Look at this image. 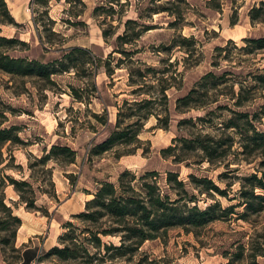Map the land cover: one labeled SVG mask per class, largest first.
Instances as JSON below:
<instances>
[{"label": "rangeland", "instance_id": "1", "mask_svg": "<svg viewBox=\"0 0 264 264\" xmlns=\"http://www.w3.org/2000/svg\"><path fill=\"white\" fill-rule=\"evenodd\" d=\"M7 1L20 25H3L1 35L26 42L7 49L9 53L44 61L62 57L63 47L80 46L88 53L78 54L79 67L54 76L53 83L0 71V127L18 128L13 133L15 139L0 148V198L5 195L13 216L22 219L18 228L10 211L0 204V264H90L83 258L61 260L49 251L63 247L61 236L69 230V221L80 238L90 235L83 232L89 223L76 214L86 211L101 183H117L126 170L138 176L158 171L162 186L173 197L165 180L169 171L179 172L202 208L216 199L224 206L238 203L239 178L262 175L263 140L258 149L245 148L238 134L229 151L230 159H235L231 166L237 169L233 172H227L220 161L204 160L201 149L183 148L181 141L200 132L227 139L234 131L225 130V124L236 112L253 113L258 130L264 131V88L255 87L253 78L258 68L264 67V52L240 49L247 44L244 38L264 35V23H254L250 16L251 8L261 0H121L113 9L104 0H84L86 5L51 0L49 15L43 16L32 0ZM105 5V9H97ZM160 6L170 10L161 11ZM46 25L59 33L51 35L56 41L53 47L43 44L40 37L41 32L51 34L45 31ZM119 35L125 38L118 39ZM97 59L103 63L98 65ZM211 71L225 75L219 89L210 92L218 100L200 105L203 99L197 94L198 107L178 109V99ZM141 73L147 76L143 79ZM242 82L249 99L238 103L233 92L240 91ZM72 88L80 91L82 100ZM163 88H167L165 92ZM144 98L154 101L142 107L125 104L126 100ZM120 108L124 125L135 122L137 116L130 114L140 109L151 116L130 130V136L139 130V139L95 153V146L117 129ZM238 121L244 128V121ZM54 145L69 147L76 155L57 149L54 156L59 157L48 166L37 163L36 158L49 153ZM171 146L176 147L167 152ZM222 150L215 156H222ZM67 156H76L75 162L69 163ZM177 156L187 159L177 163ZM49 168L52 180L45 170ZM206 177L227 195L200 193L204 183L195 178ZM11 178L33 184L37 208L27 207ZM245 210L240 206L236 212ZM104 222L110 224L107 218ZM197 231L171 229L167 236L145 242L131 259L116 263L228 264L235 258L233 264H264L260 254L264 253V211L252 213L248 219L238 218L236 213ZM103 240L120 244V237L103 236ZM102 263L94 260L93 264Z\"/></svg>", "mask_w": 264, "mask_h": 264}, {"label": "trees", "instance_id": "2", "mask_svg": "<svg viewBox=\"0 0 264 264\" xmlns=\"http://www.w3.org/2000/svg\"><path fill=\"white\" fill-rule=\"evenodd\" d=\"M34 5L40 6L38 8L41 16L49 15L51 0H32ZM66 2L76 5H86L84 0H66ZM106 5L114 8L115 4H122L121 0H104ZM105 6H100L97 9H105ZM161 11L170 10L165 6H160ZM250 16L254 23H264V0H261L258 5H254L250 10ZM53 23L54 20L49 18ZM235 21V20H234ZM35 23L39 25L38 19L35 18ZM3 25H16L20 24L16 21L15 16L7 0H0V71L11 74L13 76H31L39 77L42 80L53 83V77L67 72H71L73 68H78L80 64L77 62L78 54L88 53V49L80 46L63 47L64 53L62 57L53 61H44L41 58H29L17 56L9 53L7 49L15 47L17 44H26L19 37L2 36ZM40 30V28L38 27ZM45 31L51 34L44 36L41 32L40 37L43 44L53 47L56 41L52 38L53 35L59 34L52 26H45ZM105 32L104 36H107ZM125 36L119 35L118 39H123ZM135 38V37H134ZM133 41V37L127 42ZM247 42L245 46L240 49L247 50L251 53L264 52V35L260 37L244 38ZM233 42V40H231ZM65 44V43H63ZM222 49V47H220ZM98 65L103 63V60H98ZM258 72L253 75L259 87L264 88V67L258 68ZM110 74H113L108 69ZM144 79L147 74H140ZM225 75H219L215 72L205 74L201 81L198 82L196 87L192 88L188 94L178 99V109L182 107H194L198 104L195 103L197 94L202 97V103L205 105L209 101L215 100L214 94L210 92L214 89L218 90ZM134 84V83H133ZM140 85L142 83H139ZM74 95L78 100H82L83 96L76 88H72ZM163 88V91L165 92ZM252 90V88H251ZM247 86L242 82L240 84V91L237 93L234 90V98L238 99V103H243L244 92H247ZM217 92L215 95H218ZM249 99V98H247ZM153 99L144 98L136 101L126 100V105L133 107L134 105L142 107L146 104H151ZM195 106V107H196ZM124 108V107H123ZM123 108H120L119 118L117 121L116 130L109 138L97 144L94 152L101 154L110 149H113L118 143H130L133 139H139V130H135L134 134L130 136V130L142 120L151 116L150 112L142 113L140 108L139 112H132L130 116H137V120L133 123L124 125L122 120ZM235 117H231L225 124V130H232L234 133H229L227 139L218 138L210 133H198L197 136L188 138L183 137L181 141L183 148L191 147L193 149H201L204 152V160L215 164L220 161L219 165H224L227 172L237 170L232 168L233 163L229 156L234 145L237 142L238 134L244 143V147L252 146L254 149L261 147V141H264V131L258 130L256 126V118L251 112H236ZM159 115V114H158ZM160 117V116H159ZM239 119L244 121V128H242ZM18 129L16 126L0 127V148H2L8 141L15 139L13 136L14 131ZM236 131V132H235ZM192 144V146H190ZM176 147V146H175ZM171 146L167 149L171 151L175 148ZM222 156H215V154L222 149ZM61 149L69 151L72 155H76L69 147H61L54 145L51 151L41 158H36V162L43 166H48L52 159L59 156L56 155V150ZM165 151V150H164ZM69 157V163L75 162L76 156ZM185 156H177L174 161L180 163L187 158ZM51 180L53 170L51 168L45 169ZM262 175L253 173L250 175L242 176L240 182L242 189L239 195V202L224 206L220 200L208 204L205 208L199 205V197L196 194L190 193L187 188V183L180 179V173L176 171H169L166 178V185L175 194L172 196L171 192H166L161 184L160 173L158 171H148L142 176H138L131 170L124 171L117 183L103 182L94 193V198L89 200L86 205V211L76 214V217L82 221L88 222V226L83 232L90 233L80 238L74 231L75 224L71 221L67 223L69 230L61 236L63 247L54 246L49 254L56 255L61 260H77L83 258V261L93 264L94 260L104 264L111 261L110 264L116 263L118 260H128L134 257L148 240H155L167 236L169 230L174 228H183L187 232H195L198 234V229L206 227L214 222L226 220L238 214V218H247L250 214L260 213L264 211V170ZM227 175V174H226ZM195 177L194 175H191ZM15 184L17 191L21 195L22 201L27 203L30 209L37 208L36 191L33 189V184L28 181H21L11 178ZM199 183H204L203 188H199L200 193H207L209 196H214V192L221 195H227V191L222 189L213 179L208 177L197 179ZM198 185V184H197ZM25 187H30L27 190ZM200 187V186H198ZM259 190V191H258ZM55 197L57 195L55 194ZM238 196L232 198L237 199ZM0 204L10 211V215L18 222V228L22 225V219L18 216H13V209L5 202V195L0 198ZM240 206H245V212H236ZM105 218L110 222L105 226ZM103 236L120 237V244L111 241L104 242ZM264 255V253H260ZM127 257V258H125ZM27 260L24 259L25 263ZM235 258H231L228 264H233ZM122 264V263H120Z\"/></svg>", "mask_w": 264, "mask_h": 264}]
</instances>
